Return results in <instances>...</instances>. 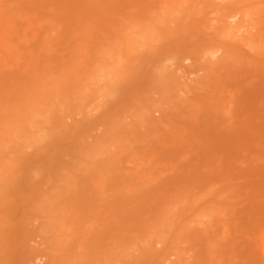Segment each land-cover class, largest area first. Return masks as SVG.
I'll list each match as a JSON object with an SVG mask.
<instances>
[{
  "label": "rangeland",
  "instance_id": "374dc122",
  "mask_svg": "<svg viewBox=\"0 0 264 264\" xmlns=\"http://www.w3.org/2000/svg\"><path fill=\"white\" fill-rule=\"evenodd\" d=\"M0 264H264V0H0Z\"/></svg>",
  "mask_w": 264,
  "mask_h": 264
}]
</instances>
